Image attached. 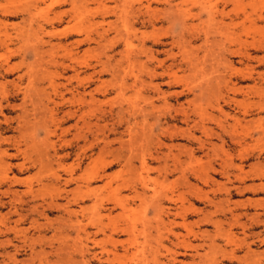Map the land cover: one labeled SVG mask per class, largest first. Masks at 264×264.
Returning <instances> with one entry per match:
<instances>
[{
	"label": "bare ground",
	"instance_id": "6f19581e",
	"mask_svg": "<svg viewBox=\"0 0 264 264\" xmlns=\"http://www.w3.org/2000/svg\"><path fill=\"white\" fill-rule=\"evenodd\" d=\"M1 1L0 210L6 211L0 214V237L4 239L0 241L2 251L0 264H35L34 259L37 264H222V262L264 264V250L255 252L251 249L256 245L264 246V199L230 202L233 190L250 192L253 195L264 194V165L261 166L262 163L259 165L258 161L257 164L250 165L248 170L243 169V164L254 150L257 151L256 159L259 157L261 159V154H264V146H257L256 140L253 145L244 143L247 136L234 140L239 147L235 155L239 165L233 163L230 153L221 148L222 146L219 150L221 156H218L215 148L212 149L213 146L210 150L212 155L205 152L208 160L203 163L201 159H195L193 150H189L187 161L183 162L171 154V147H168V153H162V156L156 153L154 156L149 153L150 149H146L147 154L145 147L139 144L143 148L138 152L140 153L138 158L136 153L132 154L133 152L129 151L131 154H126L128 156L120 165L121 169L118 172L112 175L104 174L105 170L115 164V160L104 161L103 152L99 148L102 130L108 128L105 123L103 126L99 124L103 121L104 110H100L102 103L100 104L97 96L106 93L107 90L103 93L102 89L106 86L102 87L101 84L104 83H99L100 85L86 93V86L96 83L93 80L96 74L100 76L101 72H108L117 80L118 95L123 96V91L129 87L138 91L136 84L142 86L143 81L140 75L132 72L136 66H139L138 69L142 68L139 73L147 75L150 81L158 76H167L168 84L181 83L182 80L177 75L178 70L183 66L189 70L194 67L191 59L188 62L182 58L179 64H174L176 54L173 53V49H180L181 45H186L184 43H191L190 40H183L184 36L177 37V40L172 38L168 43L170 49L156 51L157 55L164 53L172 61L167 66H164L167 58L157 61V67L162 73L156 72L157 67L147 69L145 60V63H139L138 60L140 56H144L150 61H155L152 57L155 51L146 49L148 42L154 48L166 45L162 41V36H154L157 33L149 36L144 30L137 32L134 26L151 25L153 29L154 24L171 18L166 17V11L152 8V3L149 2L151 0H116L113 6H108L106 2L114 0H18L24 2L19 4L20 6L12 5L15 0H4L10 1L9 4ZM153 1L162 4L158 0ZM185 2L187 1L182 0L173 6L168 1L163 3L167 5L171 14L176 13L175 21L180 19L179 23L184 28L187 21L200 20V12L206 10L208 17L206 20L210 23L216 21L215 33L222 37L234 34L237 37V34L246 28L256 27L257 23L263 24L261 30L264 32V7L257 9L252 2L246 5L239 0H220L210 5L191 3L190 6H199V13H192L191 9H182ZM228 4L233 5V8L226 12L224 10ZM110 15L114 17L113 22L95 21L98 17L103 20ZM12 19L20 21L11 22ZM111 33L113 36L108 38ZM196 35L194 32L190 34L192 39ZM204 36L206 40L207 33ZM133 39L139 44L137 53H132L133 51L129 49L133 48ZM52 40H56V43H52ZM257 41L248 43V46L253 49L261 48ZM203 43L208 42L203 40ZM244 43L238 42L237 48L242 47ZM84 46H87L86 49L80 50ZM120 46L123 50L118 51L117 59L114 55L107 54L108 51H114ZM97 50L100 52L97 53ZM243 52L236 49L228 53L246 58ZM146 53H150V56ZM13 59L17 61L10 63ZM111 59L114 60L113 65H110ZM123 65L125 66L122 67ZM97 67L101 68L98 72L95 71ZM86 70H92V73L80 78V73ZM229 70L241 81L251 79L250 69L247 73L232 68ZM68 72L73 74L66 77L67 83H61L60 80L65 78L64 74ZM15 74L13 79L6 80ZM128 78L132 81L130 85L127 84ZM72 81L76 86H73ZM154 88L157 90V86L153 87V91ZM186 89L191 91L189 88ZM201 89L200 95L203 94ZM249 89L253 90L252 87ZM78 90L82 92L79 93ZM241 90L234 84L229 88L233 95L229 101L236 106H240V103L234 96H242ZM174 94L181 95L182 91ZM197 97L199 98L194 94V99L187 104L195 102ZM14 100H19L20 103L10 104V101ZM148 104L152 110L156 109L151 99ZM251 105L258 106L257 109L264 111V107L258 102ZM127 109L126 112L135 121L136 109H133V112L129 111L128 107ZM120 110L116 112L118 126L122 123ZM181 111V121L188 128L180 131L174 129L170 132L168 128L162 131L170 137L182 132L186 134L187 139L198 142L192 134V129L199 127L202 133L208 129L206 130L204 124L199 125L197 121L191 120L190 112L188 115L186 111ZM3 112L16 114L13 117H4ZM139 113L145 120L146 111L142 108ZM245 114L246 112H242L241 117L244 118ZM161 117L162 115L155 116L156 123L160 122ZM231 118L233 124L230 128H234L235 124L240 123V119ZM171 119L175 121L176 117L173 116ZM164 121L167 122L165 118ZM190 121L193 125L190 124L192 126L189 127ZM70 122L73 123L62 127ZM137 123L133 122L132 125ZM14 124L15 127L12 126ZM129 124L128 119L126 129L131 131L132 127H127ZM218 126L222 133L226 134L225 128L219 123ZM108 130L116 131L115 128ZM39 131L42 133L41 136L38 134ZM7 133L14 134L3 136ZM69 134L71 139L63 140V137ZM208 135L211 136L210 132ZM52 138L56 140L53 141ZM89 138L91 141L86 148L85 145L77 148L82 156L80 153L77 154V151L79 157L72 164L66 165V160L70 158L68 150L71 145L76 144L77 147L80 142L85 144ZM57 142L60 143L58 148ZM128 142L133 145L132 142L135 141L132 139ZM88 149L92 152L91 156L94 155L93 158H87ZM60 152L63 153L60 155ZM85 159H88V163L82 168ZM133 159H139L137 168L132 164ZM262 159L264 160V157ZM152 163H158L157 167H152L150 165ZM29 170H34L32 175L19 177ZM78 170L81 173L74 177ZM152 173H156V177L149 176ZM176 173L178 177L168 181V177ZM209 174L221 175L227 183L216 184ZM103 179H105L103 184L95 185L101 183ZM248 181L259 183L245 186V182ZM72 183L75 184V188L67 190L66 187ZM214 185L217 193H214V190L204 191L202 188L209 189ZM16 187L23 190L17 191L14 189ZM221 196L227 198L219 199ZM59 201L64 203L60 204ZM197 204H201L203 208H197ZM52 212H57L59 216L52 220L48 219L47 214ZM191 218L193 220L189 221ZM23 224L27 227H22ZM202 227H211L213 231L212 233L201 231ZM258 228L262 230L253 232ZM31 231L35 237L28 236ZM47 231L51 232L49 238L44 236ZM197 241L200 245L194 244ZM44 246L48 247L49 251L44 252ZM9 247L12 248V253L5 252ZM35 247L38 248L37 251ZM24 248L28 251L27 259L17 261L16 254ZM178 258L188 260L182 261Z\"/></svg>",
	"mask_w": 264,
	"mask_h": 264
},
{
	"label": "rangeland",
	"instance_id": "374dc122",
	"mask_svg": "<svg viewBox=\"0 0 264 264\" xmlns=\"http://www.w3.org/2000/svg\"><path fill=\"white\" fill-rule=\"evenodd\" d=\"M15 1H16V3H15ZM15 1L12 2V3H14V4H12L13 6H15V5L20 6L19 4L24 3V2H19L18 0H15ZM158 1L162 2V4H157L153 0H151L149 2L152 3V8H157V9L159 8V10L166 11V13H168V14H166L165 12H162V13H165L167 18L169 16L171 18H168V19L165 18L162 22L154 24L153 29H152L151 25H148L146 27H140L138 25H135L134 29L137 32H142L144 30V32H146L149 36H151V35L153 36L155 33H157L158 35L156 34L154 36H160V37L162 36L161 37L162 41L165 43L166 46H158L157 48H154V47H151V43L148 42L146 44V49L155 51V53L152 56L153 58H155V61L154 60L150 61V60L146 59L144 56H140L138 59L139 63H145L146 62L147 63V69L156 68L158 60L163 61V60H166V58H167V56L164 53H160L157 55L156 51H161L162 49L163 50L170 49L168 43L171 41L172 38L177 40V37L184 36V37H182V39L185 41L190 40L191 43H184V44H186L185 46L181 45V47H180L181 50L178 48L173 49V53L176 54V60H175L174 64H179V61L183 58L185 61H188V62L192 60L191 62L193 63L194 67L191 70L185 68L184 66L182 67V69H179V70L177 68H173L174 70H178L177 75L182 80L181 83L176 85L174 83L168 84L169 79L167 76H162V77L158 76L157 78H154L150 81V79L147 77V75L140 74L141 73L140 71L142 70V68L138 69L139 66L138 67L136 66V68L133 69L132 72L134 74H138L141 76V80L143 81V85L140 86V85L136 84L137 88H139L140 91L139 90L134 91V89L129 87V89H126L123 91L124 92L123 96L118 95L117 80L113 79L109 75L110 73L101 72L100 76H99V74H96L94 76L93 80L96 83L94 85L89 86V87L86 86L85 92L87 93L88 91L93 89L99 83L100 84L104 83V84H101V86L103 87V85H104L106 87L102 89V92L104 93V91L107 90V91H105L106 93L100 94L97 96V98L100 101V104L102 103L100 105V110H102V111L104 110L103 121H100L99 124H101V126H103V124L105 123L107 126L106 128H108V129H111V128L114 129L115 128L116 129V131H114V132L111 130H108V129H106V130L103 129L102 135L100 136V139L102 141L99 143V145H100L99 148H100L101 152H103V156H102L104 158L103 160L104 161L115 160L114 161L115 164L113 166H111L110 168H108L107 170H105L104 174L105 175H112V174L118 172L121 169L120 165L124 163V160L128 156V155L126 156V154H131L133 152L132 154L136 153L137 154L136 156L138 158L140 155V153H138V152H140V150L143 148V146L145 147L144 150L150 149L149 151H151V152H149V153H152V155H154V156H156V153H159V156H162V153H164V154L168 153V147H171L170 148L171 154L178 157L183 162L187 161V156H188L187 153H189V150H193L195 159H201V162H203V163H206V161L208 160L205 156L206 153H208V155H212V152L210 151L212 146H213L212 149L215 148V151L217 154H219L220 147L222 146L221 148H223L224 150H227L228 153H230L233 163L236 165H239L237 158H235L236 157L235 155L237 154V151L239 150V147L234 143V140L236 141V138L243 139L247 136L244 139L245 144L253 145L255 143V140H256L257 146H260V145L264 146V111L257 109L256 107H258V106H252L251 105L254 102H258L259 104H261V107H264V102H263L264 101L263 100L264 99V49H263L264 48V40H263L264 39V35H263L264 32H262V30H261V28L263 27V24L257 23L256 27L246 28L242 33L237 34V37H235L236 36L235 34L229 35V36L227 35L226 37H222L221 35L215 33L216 31L214 29H216V25H215L216 21L214 20L215 22L212 21L210 23L209 20H206V19H208L206 10L200 12L199 6H197V5L194 7L190 6V4L194 3V2H199L201 4L203 3L206 5H210V4H213L215 2H219L220 0H186L187 2H185L182 5V9H191L192 13H196V12L199 13L200 12V20L187 21L186 22L187 26H185V28L183 25H181V23H179V21L181 22L180 19H179V21H177V20L175 21V18L177 15L174 16V14H176V13L172 12V14H171L170 13L171 11L167 9L168 8L167 5L163 4L164 1H168L173 6V4L180 3V1H182V0H180V1L179 0H158ZM239 1L244 5H246L249 2H252V3H254V6L257 9L264 7L263 6L264 0H261V1L260 0H239ZM1 2L5 3V4L10 3V1L6 2L4 0H2ZM115 2H117V1L116 0L107 1L106 4L108 6H113L115 4ZM256 3H257V5H256ZM136 7H137V5H135V8ZM231 8H233V5L228 4V7H225L224 11L227 12V10H230ZM219 9H221V7H219ZM249 9L250 8H248V10ZM170 20L172 21V23ZM10 21L11 22H19L20 20L19 19L18 20L12 19ZM95 21L98 23L102 22V21H104V23H109V22L114 21V17L110 15L109 17H105L103 20H102V18L98 17L95 19ZM225 21L228 22V20H225ZM204 22H206V23H204ZM190 30H192V31H190ZM152 32H154V33H152ZM180 32L182 33L181 35H180ZM193 32L195 34H197L196 35L197 38L196 37H194L193 39L191 38L192 36H190V34H193ZM176 33H178L179 35ZM203 33H204V35L207 33V39L206 40L204 39L205 36L203 35ZM170 34H173V36ZM238 35H239V37H238ZM112 36H113V33L109 34L108 38H110ZM203 40H204V42H208V43H203ZM216 40L218 41L217 43H216ZM252 41H257L258 43H260L261 48H256V49L250 48V46H248V43H250ZM238 42L239 43L245 42L243 45L244 48H242L243 46L242 47L240 46V48H237ZM52 43H56V40H52ZM132 43H133V48H129V49L131 52L133 51L132 53H135V52L137 53L139 51L138 50L139 49L138 48L139 47L138 41L133 39ZM209 44L210 45L212 44V45L210 46ZM86 47L87 46H84V47L80 48V50L86 49ZM92 47H93V45H92ZM219 48H221V49H219ZM182 49H184V50H182ZM236 49H240L241 51H244L243 53L247 59L246 58H240L239 56H235V55H229V53H228L229 51H234ZM119 50L121 51V50H123V48L120 46L119 48H117L114 51H108L107 54L109 56L114 55V58L117 59L119 57L118 56ZM254 50H256V51H254ZM99 52L100 51L97 50V53H99ZM146 55L150 56V53H146ZM104 60L105 59L102 57V61H104ZM144 60H145V62H144ZM16 61H17L16 59H13V60H10V63H14ZM171 62L172 61L167 58V60L164 62V66L169 65ZM113 64H114V60L111 59L110 65H113ZM124 66L125 65H123L122 67H124ZM229 66H231V67H229ZM229 68L240 70L243 73H247L248 71L251 70V79L241 81V79L236 74H232V71L230 72ZM100 69H101L100 67H97L95 71L98 72ZM248 69H250V70H248ZM145 71H147V70L145 69ZM156 72L162 73V70L157 67ZM90 73H92V70H86L84 72H81L79 76H80V78H84V77H87ZM253 73H255V74L253 75ZM72 74L73 73H71V72L64 74L65 78L61 79L60 82L61 83H67V80H65L66 77H69ZM15 76H16V74L12 75L11 77L6 78V80H11ZM229 80H230V82H229ZM148 81L151 82L150 85H149ZM127 82H128L127 84L130 85L132 81L128 78ZM72 83H73V86H76L75 82L72 81ZM232 84H234L235 87L242 89L241 91H243L242 96H240V95L234 96V99L240 103V106H238V105L236 106L235 104H232L229 101V99L231 97H233L231 92H229V88H230V86H232ZM154 86H157V90H156V88H154L155 90L153 91ZM254 86H255V88H254ZM140 87H141V89H140ZM147 87H149V88L147 89ZM192 87H193V89H192ZM248 87L249 88L252 87L253 90H250ZM186 88H189L192 92ZM200 88L203 89V90L201 89V91L203 92L204 95L202 94V92H201L202 95H200ZM254 90L256 92H254ZM180 91H182L181 95L177 96L174 94L175 92L180 93ZM78 92L81 93L82 90H78ZM194 94L198 95L199 98L197 97L195 102H193L192 104H191V102H190V105H189V103L187 104V102L192 101V99H194ZM148 98L153 101V106L156 107V109L152 110L151 106L148 104V102H149ZM259 101H261V102H259ZM241 102H243V103H241ZM18 103H20L19 100L10 101V104H12V105L18 104ZM143 103H145V104H143ZM179 103L182 106L181 105L179 106ZM134 105H136V106H134ZM120 107L122 108V110H120L121 109ZM127 107L129 108V111H131V112H133V109H136L137 112H136V116H135L136 117L135 121L133 120V117L130 116V114L128 112H126V110L128 111ZM174 107H175L176 111L178 110L177 112L174 110ZM142 108L147 113V115L145 114V120H143V117H141V115L139 113V111ZM119 110H120V112H122L120 114V116L122 117V123L120 126H118V124H117L119 122V119L117 117V113L119 112ZM148 110H150V111H148ZM181 110L186 111V113L188 115L190 112L191 114L189 116H190L191 120H193V121L195 120L194 122L197 121V123L199 125L204 124L206 130L208 129V131H206L205 133L204 132L202 133V131L200 129H198L199 127H197L196 129L195 128L192 129V134L194 135L196 140H198V142L195 140L187 139L186 134L182 133V132L176 133L175 135H173V137L172 136L170 137L169 134H167V133L165 134V132L162 131L163 129H168V128H169V132L174 130V129L180 131V130H183L184 128H185V130L188 128L181 121V119H182V114L180 113ZM123 111H124V114H123ZM158 111L160 113H158ZM109 112H111V114H109ZM156 112H157V114H156ZM242 112H246V114L244 115V118L241 117ZM137 113H138V115H137ZM196 113L198 114V116ZM15 114L3 112L4 117H13V116H15ZM110 115H111V117H110ZM157 115H162V117L160 118V122H158V123H156V120H155V116H157ZM149 116H151V117H149ZM173 116L176 117L175 121L171 119V117H173ZM231 117H233V118L236 117V118L240 119V123L235 124L234 128H230V126H232V124H233ZM164 118L167 120V122L164 121ZM206 118H207V120H206ZM128 119L130 120V124L127 127L128 128L132 127L131 131H128L126 129V122ZM133 122H136V123L138 122V123H137V125H132ZM217 122L219 123L220 126H223L225 128L226 134L224 131H223L224 133H222V130L218 126ZM72 123L73 122H70L69 124L63 125L62 127H67L68 125H71ZM112 124H114V126H112ZM190 124L193 125L192 121H190L189 127L192 126ZM12 126L15 127L16 124H14ZM129 126H131V127H129ZM171 127H174V128H171ZM235 128H236V131H235ZM242 128H244V129H242ZM108 131H110V132H108ZM209 132H210L211 136L208 135ZM234 133H236V134H234ZM244 133H245V135H243ZM12 134H14V133H7V134H4L3 136H9V135L11 136ZM38 134H39V136L42 135V133H40V131L38 132ZM134 137H135V139H134ZM151 137H152V139H151ZM233 137H234V139H233ZM141 138H143L142 141H141ZM66 139L67 140L71 139V135L69 134V135L63 137V140H66ZM132 139H133V141H135V142H132L133 145L130 142H128V141H132ZM52 140L55 141L56 139L52 138ZM104 140H105V142H104ZM90 141H91V139L89 138V140L85 144L80 142L77 145V147H76V144L71 145L70 150H68V152L70 153V158L68 160H66V165L72 164V162L75 161L79 157V156L77 157V154L80 153V151L77 149L78 146H81V145L84 146L85 145L84 147L86 148V146H88V143L90 144ZM111 141L113 142V144ZM199 141H202V142L200 143ZM103 142H104V144H103ZM157 142L160 145H158ZM162 143L164 145H161ZM59 144L60 143H58V142L56 143V148H58ZM120 144H121V146H119ZM139 144H142L143 146L142 145L140 146ZM201 145H202V147H201ZM105 146H106V148H105ZM128 146H130V147L128 148ZM156 146H158V147H156ZM160 146H161V148H159ZM177 146H179V147H177ZM130 148H131V150H130ZM135 148H136V151H135ZM105 150H106V152H105ZM111 150H112V152H111ZM129 151L131 153H129ZM76 152H77V154H76ZM184 152L186 155L184 154ZM62 153L63 152H60V155ZM146 153H147V150H146ZM256 153H257L256 150H254V153H252V154L249 153L251 155V157L247 160V162H245L243 164L244 170H248V167L250 165L257 164L258 161H260V162H258L259 165L261 163H262L261 166L264 165V160L262 159V157H264V154H261V159H260V157L258 159H256L255 158ZM86 154H87V158H89V157L93 158L94 157V155L91 156L92 152H90V149L86 150ZM79 155L82 156L81 153ZM114 155H115V158H113ZM177 155H179V156H177ZM123 156H124V158H123ZM218 156H221V154H219ZM83 162L84 163L81 165L82 168L88 163V159H85ZM217 163H218V161H217ZM132 164L134 167L137 168L139 166V159L138 160L133 159ZM150 165L152 167H157L158 163H152ZM214 167L218 168L217 166H214ZM33 171L34 170H29L28 172L23 173L19 177L20 178L28 177V176L33 174ZM80 173H81V171H79V170L76 171L74 174V177L78 176ZM60 174H62V173H60ZM209 175L211 176L212 180L216 184L217 183L224 184V182H225V184L227 183L226 179L224 177H222L221 175H216V176H213L212 174H209ZM149 176L154 178V177H156V173H152ZM62 177H65V175H62ZM176 177H178V173L174 174L173 176H169L168 181H170V180L172 181ZM104 182H105V179H103V181L101 183H98L95 185H101ZM258 183H259L258 181H254V182L248 181V182H245V186L251 185V184H258ZM198 186L201 187V185H199V184H198ZM74 188H75V184H73V183L71 185H69L68 187H66L67 190H72ZM202 188L204 191H211V190L213 191L214 190V193H217L216 189H214V188H216L215 185L210 186L209 189L204 188V187H202ZM14 189L17 191L23 190V188H21V187H16ZM232 194L233 195L230 198L231 203H241V202L245 201V199H251V200L264 199V194L253 195L250 192H237L234 190L232 191ZM215 195H216V197H218L217 194H215ZM209 196H211V194H209ZM225 198H227V197H225V196L219 197V199H222V200ZM215 199L217 200V198H215ZM4 200H6V199H4ZM59 203L63 204L64 202L59 201ZM196 207L199 209L203 208L201 204H197ZM72 208L75 209L76 207L72 206ZM209 210H211V209H209ZM5 211H6L5 209L0 210V214L4 213ZM249 212L253 213V211H249ZM58 216H59V214L57 212H52V213L47 214L46 217L48 219L52 220ZM188 220L191 221V220H193V218L188 219ZM21 226L27 227L26 224H23ZM261 230H262V228L254 229L253 232H258ZM201 231H207L209 233H212L213 229L211 227H202ZM50 234H51V232L47 231L44 233V236L46 238H49ZM29 235L31 237H35V235L32 231L28 234V236ZM2 240H4V239L0 237V241H2ZM13 243L15 244V242H13ZM194 244L200 245V243L198 241L195 242ZM35 248L37 251L38 248L37 247H35ZM43 249H44V252L49 251V248L46 246H44ZM251 249L255 252H261L264 250V246L256 245V246L252 247ZM5 252L12 253V248H10V247L7 248L5 250ZM23 252H25V253H23ZM199 252L202 253L201 250ZM0 253H2V251H0ZM27 253H28L27 248H24L23 250L18 252V254H16V260L17 261H21L24 259L26 260L27 259V256H26ZM238 255H242V254H238ZM18 259H20V260H18ZM178 259L182 260V261L188 260L187 258L186 259L185 258H178ZM0 260H1V258H0ZM34 261H35V264H37L35 259H34ZM0 263H1V261H0ZM222 264H228V262H222Z\"/></svg>",
	"mask_w": 264,
	"mask_h": 264
}]
</instances>
